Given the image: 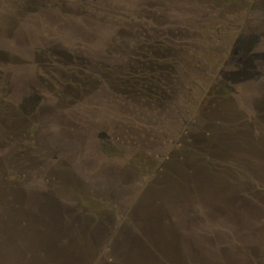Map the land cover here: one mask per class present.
Here are the masks:
<instances>
[{"label": "rangeland", "instance_id": "1", "mask_svg": "<svg viewBox=\"0 0 264 264\" xmlns=\"http://www.w3.org/2000/svg\"><path fill=\"white\" fill-rule=\"evenodd\" d=\"M24 213L77 264L262 240L264 0H0V218Z\"/></svg>", "mask_w": 264, "mask_h": 264}, {"label": "flooded vegetation", "instance_id": "2", "mask_svg": "<svg viewBox=\"0 0 264 264\" xmlns=\"http://www.w3.org/2000/svg\"><path fill=\"white\" fill-rule=\"evenodd\" d=\"M153 76L156 77L154 74ZM147 78L141 76L133 81L142 79L144 85H138L139 87L146 84V87H149V82L159 81H148ZM118 80L125 82L119 78ZM129 80L131 79L126 81ZM151 87L145 90L151 92ZM218 154L220 156V152ZM43 207L47 212L52 208L49 200H46ZM61 221L53 217L31 218L26 213L19 217L0 218V264H77L80 260L78 258L84 254L77 244L73 246L72 229L69 225L63 233Z\"/></svg>", "mask_w": 264, "mask_h": 264}, {"label": "trees", "instance_id": "3", "mask_svg": "<svg viewBox=\"0 0 264 264\" xmlns=\"http://www.w3.org/2000/svg\"><path fill=\"white\" fill-rule=\"evenodd\" d=\"M243 48L245 47L244 42L242 44ZM247 59H249V55L248 52H244L243 56H242V62L247 61ZM243 65V63H241ZM261 193H263V191H261ZM253 227H255V225H253ZM258 230H260L259 227H255ZM263 230V229H262ZM260 242V243H259ZM218 242L212 244V245H216ZM230 244V246H226V248L228 250H230V253H226L224 255L221 256L220 255H211L206 256L203 254H200L196 261L195 264H264V262L262 260H264L262 258V256H260L261 254L264 255V251L261 249V247L264 245V238L261 240L260 237L257 239V244L253 245V244H249L246 245V247H240L239 245H233ZM222 248V247H221ZM168 254H163L164 256L162 257V262L163 264H173L174 257L169 253V251H166ZM262 259V260H261ZM151 262V264H160L159 261L156 260V257H151L149 256L147 258V262Z\"/></svg>", "mask_w": 264, "mask_h": 264}]
</instances>
